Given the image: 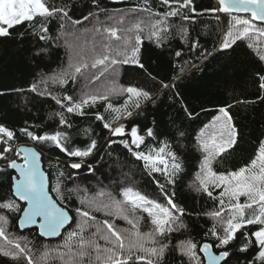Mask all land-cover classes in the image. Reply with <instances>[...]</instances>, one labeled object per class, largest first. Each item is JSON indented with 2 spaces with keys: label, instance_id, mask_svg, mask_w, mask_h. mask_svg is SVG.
Here are the masks:
<instances>
[{
  "label": "trees",
  "instance_id": "trees-1",
  "mask_svg": "<svg viewBox=\"0 0 264 264\" xmlns=\"http://www.w3.org/2000/svg\"><path fill=\"white\" fill-rule=\"evenodd\" d=\"M50 3L57 6L67 5L71 9V19L80 20L81 23L75 26L65 23V28L61 29V21L53 19L49 22L47 40H40L38 29H33L29 24L16 26L10 30V36L0 37V124L16 132L14 147L22 143H32L43 151L51 192L57 199V193L53 189L59 181L58 186L64 199L58 201L70 210L73 221L59 238L46 239L39 234L37 227L20 229L18 222L22 210L16 212L0 208V215L8 219V233L27 242L35 256L39 257L46 249L61 246L67 233L75 228L78 219L75 209L86 208L80 203L81 197H93L99 190L104 189L121 198V189L134 187L149 198L166 203L156 184L157 180L164 184V177L159 173L150 174L144 167V162L137 160L120 143L121 140L130 141L131 137L127 133L133 125H138L140 134L145 136V143L140 146V151L158 148L163 141H168L184 161V171L177 177L176 184L167 185L165 189L169 194L175 192V202L185 210L182 217L184 227L159 238L160 243L168 244L159 264H190L188 257L179 250L180 242L186 240H192L198 245L197 252L203 260L199 246L204 242L214 244L213 238L205 235L214 221L205 213L215 209L218 201L209 198L206 193L196 191L192 186L202 159L197 148L198 133L219 114V108L230 106L228 111L238 130L237 143L217 158L213 164L214 170H237L255 155L260 141L264 140V99H259L262 92L256 75H264V60L260 59V53L256 48L248 46V40L237 41L231 48L221 49L220 44L228 30L229 17L222 13L213 15L205 12L206 9L218 7L217 0H193L197 11L194 20L169 18L172 28L162 47H157L145 34L140 50L143 69L133 64L119 65L117 76L121 85L142 87L152 92L154 97V102H147L140 109H132L134 114L119 122L125 125L124 136L111 135L104 128L103 121L96 120L97 112L103 114L106 120L111 118L110 113L104 112L103 101L86 108L83 116L65 113L71 124V127H65L60 125L59 117L55 115L64 109L51 96L32 92L31 85L37 83L39 90L43 91L39 81L44 76L56 74L67 65L69 47L66 37L69 31L100 26L98 23L108 24L111 21L107 20L109 15L128 14L133 7L142 6L144 0H50ZM150 3L153 9L166 10L159 4V0H150ZM85 16L88 17L87 20L83 19ZM36 23L39 25L41 21L37 20ZM112 23L113 21L110 24ZM181 25L188 30L186 39H182L179 34ZM20 33L24 35L21 36ZM193 43L197 45L195 48ZM41 49L44 50L43 54L36 55ZM177 51L181 52L179 57L176 56ZM181 68L184 69L183 72L180 71ZM102 81L103 78L92 83L98 85ZM161 82L174 87L163 88ZM47 87L53 96L69 95L77 99L80 83L79 80L69 81L65 85L49 83ZM110 99L114 105L124 102L122 98ZM185 108L192 113L191 117L186 114ZM26 127L37 135L55 131L67 132L70 136L67 145L69 150L83 149L91 139L97 141V147L88 157H71L51 143L31 140L20 132V129ZM148 128H153L154 137L146 136ZM86 129L90 130L87 135ZM178 132H183V137ZM109 140L115 143L109 144ZM8 158L22 160L14 152ZM73 163H80L82 167L73 169L70 166ZM6 164L7 161L0 159V202L15 199L12 195L15 171L7 168ZM89 165L93 171H89ZM219 191L220 189H215L214 195H218ZM17 203L21 205V209L26 204L19 200ZM89 210L96 216L97 221L108 219L101 212ZM138 215L143 217L141 231H149L151 223L147 214L140 212ZM116 222L124 223L120 219H116ZM217 230H220L219 226ZM255 230L256 227L245 226L238 233L237 240L228 249L232 254L227 258V264H245V261L252 260L255 246L248 252H240L238 249L242 233ZM214 250L219 253L222 249L214 247ZM0 264L16 262L0 255ZM19 264L25 262L21 260ZM48 264H60V260L53 258Z\"/></svg>",
  "mask_w": 264,
  "mask_h": 264
},
{
  "label": "snow or ice",
  "instance_id": "snow-or-ice-1",
  "mask_svg": "<svg viewBox=\"0 0 264 264\" xmlns=\"http://www.w3.org/2000/svg\"><path fill=\"white\" fill-rule=\"evenodd\" d=\"M159 4L166 10L153 9L150 0H144L142 6L133 7L128 14L116 18L114 23L95 28L94 33L101 39L96 40L93 36L90 44L85 42L80 51L70 57L67 69L42 78L39 85L43 86V91L39 90L37 83L31 85L32 92L51 96L64 109L55 114L59 117L61 126L71 127L65 113L83 116L86 108L103 101L104 112L110 113L111 118L106 120L103 114L97 112L96 120L103 121L104 128L108 129L111 135L124 136L125 125L119 122L131 117L134 114L132 109H140L143 104L154 102L152 92L134 85L124 87L113 84L103 90L82 91L78 99L69 95L53 96L47 86L49 82L65 85L69 81L77 80L78 77L99 82L121 64L138 65L143 69L140 50L145 34L157 47H162L172 28L169 18L193 21L197 15L193 0H159ZM217 5L218 7L206 9L205 12L213 15L222 13L229 17L228 30L220 48L229 49L237 41L248 40V46L256 48L260 53V59L264 60V26H258L264 25V0H217ZM70 13L71 9L67 5L57 6L50 3V0H0V37L10 36V30L16 26L29 24L33 29H38L40 40H47L51 20L61 21V29L65 28V23L73 26L81 23L80 20L73 21ZM234 13L237 15H233ZM240 13L246 16L238 15ZM203 14L199 13V15ZM83 19L87 20L88 17L85 16ZM217 19L219 20V16ZM37 20L41 21L39 25L36 23ZM179 34L182 39H186L187 28L179 26ZM20 35L23 36L24 33ZM71 35L76 40L81 39L77 33ZM192 46L195 48L197 45L193 43ZM69 47L72 45L69 44ZM43 51L41 49L36 55H42ZM180 55L181 52L177 51L176 56ZM180 71L183 72L184 69L181 68ZM148 75L151 76L150 73ZM256 75L262 92L259 99H264V75L260 73ZM161 86L174 87L162 82ZM113 95L124 96L123 104L114 105L110 99ZM228 107L219 108V114L198 133L197 148L201 152L202 159L192 186L196 191L206 193L209 198L218 201V206L205 213L214 221L205 233L206 236L210 235L213 238L214 244L204 242L199 246L203 260L198 255V245L195 242L186 240L179 244L180 252L188 257L190 264H221V262L227 264V258L232 254L228 249L245 226H253L257 229L250 233H242L238 250L248 252L255 246V255L252 260L245 261V264H264V140L260 141L251 160L237 170L217 172L213 168L217 158L237 143L238 130ZM185 111L189 117L192 116V113L187 112V108ZM89 131L86 129L85 135ZM20 132L38 143H51L71 157H88L97 147V141L91 139L85 148L69 150L67 145L70 136L62 131L37 135L26 127L20 129ZM127 134L131 140H121L120 143L137 160L144 162V167L150 174L159 173L164 177V184L159 180L156 184L166 203L162 204L151 199L134 187L121 189L119 193L121 198L104 189L99 190L91 198L81 197V205L104 212L106 216L120 217L131 227L117 229L114 222H110L109 219L97 221L90 210H85L83 207L76 208L78 219L75 228L67 233L63 244L56 249H46L39 257L35 256L27 242L8 233V219L0 215V241H2L0 255L10 258L16 264L21 260L25 264H48L53 258H58L60 264H159L168 248V244L160 243L159 238L184 227L182 217L185 210L175 202V192L169 194L165 190L167 185L176 184L177 177L184 171V161L168 141H163L158 148H149L146 152L140 151V146L145 143V136L140 134L138 125H133ZM178 135L183 137L184 133L178 132ZM146 136H155L153 128L146 130ZM15 140L16 132L0 124V159L7 161V168L14 169L18 173L12 178V195L15 199L0 202V208L16 212L22 210L18 222L21 228L38 224L40 235L58 236L61 229L72 221L69 211L57 203L58 200L64 199L58 186L59 181L57 187L53 189L57 193V199L54 200L47 191L46 174L40 167L41 153L33 147L23 145L14 147ZM111 143L115 141L109 140V144ZM13 152L16 157L22 158V163L15 158H8ZM70 166L73 169L82 167L80 163H73ZM89 171H93L90 165ZM215 189H220L218 195H214ZM241 197H244L243 202ZM17 200L25 201L27 207L21 209ZM138 211L146 213L150 219L149 231H141L140 223L143 217L137 214ZM93 228L95 231H92ZM213 247L222 250L217 254L212 251Z\"/></svg>",
  "mask_w": 264,
  "mask_h": 264
},
{
  "label": "rangeland",
  "instance_id": "rangeland-1",
  "mask_svg": "<svg viewBox=\"0 0 264 264\" xmlns=\"http://www.w3.org/2000/svg\"><path fill=\"white\" fill-rule=\"evenodd\" d=\"M126 13H122V14H111L108 16L107 20H111L108 22V24H110L112 21L114 23L115 19L118 18L121 15H125ZM111 18V19H110ZM100 26H94V27H89V29H76L75 32L74 31H69L66 40L68 41L67 46L69 47V44L72 45V47H69V60L70 57L74 56L77 52L80 51L81 46L85 43L88 42L89 44L91 43L93 36H95L96 40H100L101 37L98 34L94 33V29L95 28H100L102 26H108V24L106 23H98ZM72 30V29H71ZM71 33H77L80 35L81 39L80 40H76L75 37H73L71 35ZM69 64V61L67 62V65L61 69H67V66ZM61 70L57 71V73H59ZM118 72H119V65L116 66V69L114 72H110L105 78H103V81L101 83H97L98 85H95L92 83V81H89L88 79H86L85 77H78L77 80H79L80 83V89H79V94L77 95V99L81 96L82 91H88V92H92V91H96V90H103L105 87L111 86L113 84L117 85V86H123L119 83L118 81ZM55 74H52L51 76H53ZM49 77V76H48ZM44 78H47V76H44ZM51 83V82H49ZM110 98H122L125 99L124 96H119V95H113ZM117 126V125H116ZM32 144V143H31ZM108 192V191H107ZM91 198V197H89ZM244 199L241 198V202H243ZM85 209L89 210V208L87 207V205H85ZM95 210V209H92ZM103 215L104 212H101ZM137 214H140V212L138 211ZM108 219L110 220V222H114V225L117 229H129L131 226L122 218L120 217H110L107 216ZM116 219H120L121 222L124 221V223L119 224L118 222H116ZM146 232V231H145Z\"/></svg>",
  "mask_w": 264,
  "mask_h": 264
},
{
  "label": "water",
  "instance_id": "water-1",
  "mask_svg": "<svg viewBox=\"0 0 264 264\" xmlns=\"http://www.w3.org/2000/svg\"><path fill=\"white\" fill-rule=\"evenodd\" d=\"M234 14H235V13H234ZM240 15H246V14H244V13H240ZM20 145H23V146H26V147H33V148H36V150H37L38 152L41 153L40 167H41V170L46 174V178H47V191L49 192V195H50L54 200H56V198L54 197V195H53L52 192H51L50 177H49V174H48V172L46 171L45 166H44V161H43L44 153H43V151L40 150L36 145L31 144V143H22V144H20ZM20 145H18V146H20ZM18 162H19V163H22V160H18ZM14 171H15V170H14ZM17 175H18V173L15 171V175H14V177H16ZM23 202H25V201H23ZM25 203H26V202H25ZM57 203L59 204V206L64 207V206H62V205L59 203V201H57ZM25 207H27V203L25 204ZM64 208H66V207H64ZM66 209L69 211V213H70V215H71V217H72V221H73V215H72V213L70 212V210H69L68 208H66ZM21 215H22V212H21ZM21 215H20V217H21ZM19 219H20V218H19ZM72 221H71L70 223L66 224V225L61 229L60 234H59L58 236H48V237H46V236H42V235H41V236L44 237V238H46V239H57V238H59V237L63 234V232L69 227V225L72 223ZM19 227H20V225H19ZM35 227H37L38 230H39V225H38V224H35V225H28V226H25V227H23V228L20 227V229H21V230H27V229H29V228H35ZM39 234H40V230H39ZM208 243H210V242H208ZM210 244H211V243H210ZM212 251L215 252V253H217V252L214 250V247H213ZM202 254H203V253H202ZM217 254H218V253H217ZM221 264H223V262H221Z\"/></svg>",
  "mask_w": 264,
  "mask_h": 264
}]
</instances>
